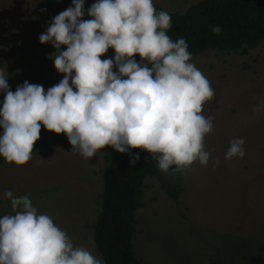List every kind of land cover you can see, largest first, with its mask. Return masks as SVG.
Listing matches in <instances>:
<instances>
[{"label": "rangeland", "instance_id": "374dc122", "mask_svg": "<svg viewBox=\"0 0 264 264\" xmlns=\"http://www.w3.org/2000/svg\"><path fill=\"white\" fill-rule=\"evenodd\" d=\"M201 1L153 0L157 12L168 13H185ZM95 2L85 0L84 19H91L87 11ZM71 6L73 0H0V69L8 72L13 92L25 81L47 92L63 79L51 58L56 50L41 44L39 36ZM114 56L109 49L101 59ZM192 62L215 91L202 113L213 118V130L204 141L210 162L207 167L196 162L183 172L178 202L156 178H146L142 207L136 210L135 251L145 264H264V111L253 112L264 101V43L247 54L208 51ZM3 100L0 94V104ZM234 138L246 141V155L227 161L224 156ZM112 151L109 146L85 159L72 153L66 134L41 125L28 164L16 166L0 158V216L14 214L6 191L16 198L27 195L75 247L103 260L95 225ZM214 159L221 162L215 170Z\"/></svg>", "mask_w": 264, "mask_h": 264}, {"label": "clouds", "instance_id": "9594fccd", "mask_svg": "<svg viewBox=\"0 0 264 264\" xmlns=\"http://www.w3.org/2000/svg\"><path fill=\"white\" fill-rule=\"evenodd\" d=\"M87 15L91 19H84L85 0H73L39 36L41 44L56 50L51 58L63 75L47 92L27 81L13 92L8 72L0 69V158L28 164L43 125L66 134L72 153L85 159L110 146L120 154L147 151L166 174L183 173L196 162L207 167L211 152L204 141L213 118L202 113L215 91L191 62L187 41L167 34L170 14L157 12L153 0H96ZM212 31L219 35L222 28ZM109 49L114 60H102ZM261 111L264 101L253 107ZM245 142L232 139L224 159H243ZM139 159L137 154L130 161L133 167ZM220 163L212 160L213 170ZM4 196L14 214L0 216V264H105L75 247L27 195L16 198L6 191Z\"/></svg>", "mask_w": 264, "mask_h": 264}, {"label": "trees", "instance_id": "16d2710c", "mask_svg": "<svg viewBox=\"0 0 264 264\" xmlns=\"http://www.w3.org/2000/svg\"><path fill=\"white\" fill-rule=\"evenodd\" d=\"M168 35L175 41L183 37L192 61L208 51L247 54L264 43V0H203L185 13H169ZM219 25L222 32L213 33ZM141 58L138 55V63ZM191 61V62H192ZM139 161L133 167L136 155ZM104 191L95 225V243L105 264H145L134 248L136 210L142 207L145 180L152 176L175 202L183 194V173L166 174L159 170L152 156L142 149L108 155ZM171 172V170H170Z\"/></svg>", "mask_w": 264, "mask_h": 264}]
</instances>
